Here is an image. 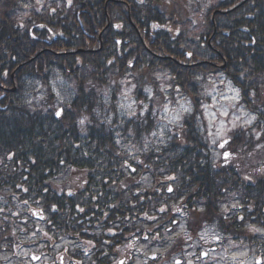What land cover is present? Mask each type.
Segmentation results:
<instances>
[{
    "label": "trees",
    "instance_id": "1",
    "mask_svg": "<svg viewBox=\"0 0 264 264\" xmlns=\"http://www.w3.org/2000/svg\"><path fill=\"white\" fill-rule=\"evenodd\" d=\"M217 76L258 117L224 147L202 122ZM127 82L136 114L121 111ZM178 95L191 112L130 153ZM227 199L264 218V0H0V251L69 238L87 247L72 258L105 264L125 235L174 220L175 202L185 220H225Z\"/></svg>",
    "mask_w": 264,
    "mask_h": 264
},
{
    "label": "rangeland",
    "instance_id": "2",
    "mask_svg": "<svg viewBox=\"0 0 264 264\" xmlns=\"http://www.w3.org/2000/svg\"><path fill=\"white\" fill-rule=\"evenodd\" d=\"M39 2H50L51 0H38ZM161 75H158L160 77ZM163 83H164V77ZM162 80V79H159ZM167 87L162 84L160 86V91L166 94ZM148 94H151V90H147ZM208 95L211 98V102L204 105V115L202 118L203 127L208 133V136L215 143L216 146L222 140H224L228 134H230L236 128L241 126H249L255 120V116L251 115L240 105V92L239 90L232 87L231 83L226 82L223 78L217 76L213 81L208 90ZM121 111L124 113H132L138 110V102L133 96V88L130 83H127L123 88V98L121 100ZM161 109L155 113L156 129L154 133L150 136H146L143 140L145 143L143 146H131L129 148L130 153H137L138 148H157L161 146L167 138L168 131L170 127L177 126L181 122L184 115L191 111V103L188 98H184L181 95L176 96V98L168 99L163 102ZM148 186V182H145ZM177 205V202L174 203ZM236 208V204L233 205ZM234 210V209H232ZM174 220H184L183 216L175 218ZM184 221L182 225L178 227V232L180 234L187 233L189 231L185 230ZM36 223H33V228L36 227ZM43 228V227H42ZM98 234V233H97ZM26 247L15 254H2L0 252V264H20L22 263V258L28 257L31 252H35L38 255L43 251L44 258L37 264H50L53 261V256L61 250L60 248L65 245H70L73 249L70 241L64 240L59 243L57 250L52 251L43 248L38 239H33L27 241ZM140 248H142L140 246ZM24 264H35L29 257L28 261Z\"/></svg>",
    "mask_w": 264,
    "mask_h": 264
},
{
    "label": "flooded vegetation",
    "instance_id": "3",
    "mask_svg": "<svg viewBox=\"0 0 264 264\" xmlns=\"http://www.w3.org/2000/svg\"><path fill=\"white\" fill-rule=\"evenodd\" d=\"M241 224L238 233L209 229L194 233L186 242L178 241L174 247L160 249L159 253L149 254L144 262L133 259L132 247L124 242L119 251L107 254L105 264H264V220H237ZM251 226L245 230L244 225ZM129 238L126 237L124 241ZM151 243L150 246H154ZM160 244L159 246H162ZM244 253V257L234 254ZM151 258V259H149ZM91 264H100L91 262Z\"/></svg>",
    "mask_w": 264,
    "mask_h": 264
},
{
    "label": "snow or ice",
    "instance_id": "4",
    "mask_svg": "<svg viewBox=\"0 0 264 264\" xmlns=\"http://www.w3.org/2000/svg\"><path fill=\"white\" fill-rule=\"evenodd\" d=\"M60 113H57V115H59Z\"/></svg>",
    "mask_w": 264,
    "mask_h": 264
}]
</instances>
